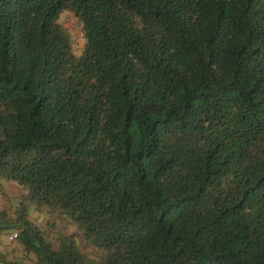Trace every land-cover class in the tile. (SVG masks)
I'll list each match as a JSON object with an SVG mask.
<instances>
[{"label": "trees", "instance_id": "16d2710c", "mask_svg": "<svg viewBox=\"0 0 264 264\" xmlns=\"http://www.w3.org/2000/svg\"><path fill=\"white\" fill-rule=\"evenodd\" d=\"M4 181L0 264H264V0H0Z\"/></svg>", "mask_w": 264, "mask_h": 264}, {"label": "rangeland", "instance_id": "374dc122", "mask_svg": "<svg viewBox=\"0 0 264 264\" xmlns=\"http://www.w3.org/2000/svg\"><path fill=\"white\" fill-rule=\"evenodd\" d=\"M62 17V18H61ZM61 22L63 25L68 28L72 34H76L75 32V26H74V20L73 17L68 14H61ZM66 19H69L66 21ZM1 190V196H0V211L6 207H9L11 204L13 206L17 205V203L20 200V193L22 192V187L18 185L17 183L13 182H2V186L0 187ZM31 213L34 217L39 216L38 218L41 220L44 217L39 214V211L36 210L34 207H31ZM57 228L64 232H73L75 235H78L77 232H75L74 227L67 221L59 219L57 220ZM13 233V231H4L2 235L0 236V239L3 244L10 245L12 244V239L10 238V235ZM1 247H5L4 245H1ZM9 248L7 251L11 249L13 246H8Z\"/></svg>", "mask_w": 264, "mask_h": 264}, {"label": "built area", "instance_id": "2783aa9c", "mask_svg": "<svg viewBox=\"0 0 264 264\" xmlns=\"http://www.w3.org/2000/svg\"><path fill=\"white\" fill-rule=\"evenodd\" d=\"M80 38H82V36L80 35ZM1 195V194H0ZM16 235H17V233L16 232H13L11 235H10V238L11 239H13V238H15L16 237Z\"/></svg>", "mask_w": 264, "mask_h": 264}]
</instances>
